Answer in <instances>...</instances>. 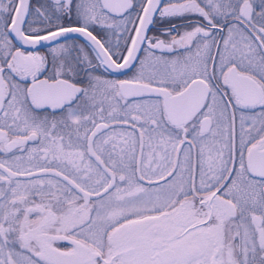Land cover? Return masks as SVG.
I'll list each match as a JSON object with an SVG mask.
<instances>
[{
	"label": "snow or ice",
	"instance_id": "6c2138e0",
	"mask_svg": "<svg viewBox=\"0 0 264 264\" xmlns=\"http://www.w3.org/2000/svg\"><path fill=\"white\" fill-rule=\"evenodd\" d=\"M0 264H264V0H0Z\"/></svg>",
	"mask_w": 264,
	"mask_h": 264
},
{
	"label": "flooded vegetation",
	"instance_id": "af4514ba",
	"mask_svg": "<svg viewBox=\"0 0 264 264\" xmlns=\"http://www.w3.org/2000/svg\"><path fill=\"white\" fill-rule=\"evenodd\" d=\"M44 2H45V0H32V3L34 5L37 4V3H44ZM174 23L180 24L182 22L181 21H174ZM167 27H170V24L162 23V22L158 21L156 26H155V28L153 29L152 33H150V34H159L162 31L163 28H167ZM81 42H83V41L81 40ZM41 51L42 52L46 51V49H41ZM105 75H107V74H105ZM129 75H131V72H129ZM121 78H123V77H121Z\"/></svg>",
	"mask_w": 264,
	"mask_h": 264
}]
</instances>
